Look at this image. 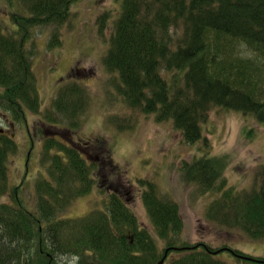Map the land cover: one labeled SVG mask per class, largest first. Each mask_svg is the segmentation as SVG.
Returning <instances> with one entry per match:
<instances>
[{
    "label": "trees",
    "instance_id": "trees-1",
    "mask_svg": "<svg viewBox=\"0 0 264 264\" xmlns=\"http://www.w3.org/2000/svg\"><path fill=\"white\" fill-rule=\"evenodd\" d=\"M24 1L29 15L11 14L14 34L0 29V107L15 120H26V113L32 111L50 124L69 119V128L78 130L88 100L85 89L67 83L54 98L53 109L41 111L31 54L24 49L31 39L30 28L63 24L78 0ZM120 3L104 66L119 76L115 90L127 106L153 114L158 121H172L188 144L202 139V122L214 106L264 124V0ZM51 37L49 48H54L59 45L58 31ZM61 135L43 139L39 152L47 174L35 182L34 210L18 196L11 203H0V264H60L62 259H76L74 264H159L161 260L163 264H227L217 257L223 252L246 263L264 264L224 246L182 243L179 205L159 197L151 182L140 183L144 188L140 199L162 242L160 250L117 193L110 194L104 210L84 218H56L72 197L91 192L94 179L89 175L95 167L82 150L90 143L72 139L66 143ZM14 142L0 133V195L8 189L6 163L17 149ZM215 158L184 163L182 170L189 181L211 191L223 165ZM210 206L208 216L220 225L263 238L264 171L254 187L223 190Z\"/></svg>",
    "mask_w": 264,
    "mask_h": 264
},
{
    "label": "rangeland",
    "instance_id": "rangeland-1",
    "mask_svg": "<svg viewBox=\"0 0 264 264\" xmlns=\"http://www.w3.org/2000/svg\"><path fill=\"white\" fill-rule=\"evenodd\" d=\"M120 2L122 0H78L71 4L63 24L29 29L31 40L24 49L31 54L41 111L53 109L54 98L67 83L79 84L85 89L88 100L79 115L78 130L69 128V119L50 124L42 114L35 115L32 111L26 113L27 120L21 123L0 107V130L10 137L13 135L17 144L6 163L8 189L0 195V203H11L13 197L18 196L34 210L35 182L47 174L39 152L43 139L60 133L66 143L71 139L86 146L90 143L82 150L95 167L89 175L94 179L91 192L72 197L70 203L57 212L56 218H84L91 212L104 210L110 194L117 193L140 226L150 232L160 250L162 242L140 199L144 190L140 183L151 182L159 197L179 205L184 224L182 243H205L213 248L224 246L250 259L264 260V237H249L240 229L220 225L208 216L210 205L221 191L250 189L258 184L259 174L264 171V124L241 112L214 106L202 122V139L188 144L172 121H158L153 114L145 115L138 108L127 106L115 90L119 76L104 66ZM27 6L24 0H0V27L4 33L14 34L16 25L12 24L10 14L18 12L27 16ZM55 31H58L59 45L48 48ZM1 90L0 86V93ZM11 121L15 122L13 129ZM29 137L35 147L31 146ZM215 157L221 159L223 165L213 190L206 191L185 176L184 163ZM77 188H81V183ZM217 257L227 264H255L227 252ZM75 262L76 259H62L60 264Z\"/></svg>",
    "mask_w": 264,
    "mask_h": 264
},
{
    "label": "flooded vegetation",
    "instance_id": "flooded-vegetation-1",
    "mask_svg": "<svg viewBox=\"0 0 264 264\" xmlns=\"http://www.w3.org/2000/svg\"><path fill=\"white\" fill-rule=\"evenodd\" d=\"M11 122H13V121H11ZM14 124H15V122H13V125H11V128L13 129L14 128ZM14 131V130H13ZM28 132V134H29V131H27ZM3 134H5V135H7V133H5V131L4 132H2ZM56 135H58V134H56ZM8 136V135H7ZM62 136V135H61ZM12 137H13V135H12ZM34 140L32 139V137H29V142H30V144H31V146L32 147H35V142H33ZM69 141H71V140H68V142ZM40 146V145H39ZM85 154H86V151L84 152ZM29 154H30V152H29ZM29 158V156L27 157V159Z\"/></svg>",
    "mask_w": 264,
    "mask_h": 264
},
{
    "label": "water",
    "instance_id": "water-1",
    "mask_svg": "<svg viewBox=\"0 0 264 264\" xmlns=\"http://www.w3.org/2000/svg\"><path fill=\"white\" fill-rule=\"evenodd\" d=\"M0 132H2V130H0ZM249 259V258H248ZM252 260H254V261H256V262H259V263H264V260H258V259H252ZM163 261L164 260H161L160 262H159V264H163Z\"/></svg>",
    "mask_w": 264,
    "mask_h": 264
}]
</instances>
